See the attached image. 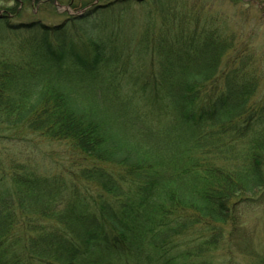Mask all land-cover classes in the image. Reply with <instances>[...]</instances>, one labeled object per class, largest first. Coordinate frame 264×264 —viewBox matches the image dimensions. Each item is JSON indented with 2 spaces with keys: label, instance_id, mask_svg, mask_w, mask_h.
Returning <instances> with one entry per match:
<instances>
[{
  "label": "trees",
  "instance_id": "1",
  "mask_svg": "<svg viewBox=\"0 0 264 264\" xmlns=\"http://www.w3.org/2000/svg\"><path fill=\"white\" fill-rule=\"evenodd\" d=\"M142 1L132 36L111 12L87 40L31 22L0 57V124L65 141L84 162L44 174L12 161L0 264H212L236 243L242 208L264 205V53L208 0ZM137 55L152 69L129 92ZM249 264H264V248Z\"/></svg>",
  "mask_w": 264,
  "mask_h": 264
},
{
  "label": "rangeland",
  "instance_id": "2",
  "mask_svg": "<svg viewBox=\"0 0 264 264\" xmlns=\"http://www.w3.org/2000/svg\"><path fill=\"white\" fill-rule=\"evenodd\" d=\"M124 0H0V16H6L12 24L8 28L6 21L0 24V57L4 51H13L31 38L32 31L25 24H46L66 28L69 34L87 40L84 30L89 22L111 21V13L122 14L129 20L127 33L132 36L139 31L146 15L142 0H132L129 11H120L119 6ZM209 13L218 12L226 18V23L233 30L240 31L238 43L243 40L255 47L256 55L264 53V0H208ZM111 12V13H110ZM86 20L84 25L78 19ZM141 21V22H140ZM138 27L136 23H138ZM62 25V26H61ZM224 26V23L221 25ZM32 29V28H30ZM14 53V52H13ZM138 53V52H136ZM135 53V54H136ZM138 57H128L130 68L124 80L125 90L138 89L132 83V77L146 75L152 69L150 61ZM146 60V61H145ZM123 63L126 64L125 60ZM261 67V63H258ZM264 85V84H263ZM151 89L148 90L150 92ZM264 93V88L262 89ZM151 93V92H150ZM36 164L37 170L44 174L65 172L78 168L82 164L80 155L65 141L50 140L39 132H32L24 127L6 128L0 124V177L10 168L12 161ZM9 174V173H8ZM10 185V181H6ZM236 201L238 198H235ZM239 232L236 243L225 242L218 250L207 256L212 264H249L254 253L264 248V205L249 204L244 206L238 219ZM242 226V227H241ZM230 223L226 229L231 230ZM187 238V237H185ZM185 238L180 239L183 242Z\"/></svg>",
  "mask_w": 264,
  "mask_h": 264
}]
</instances>
